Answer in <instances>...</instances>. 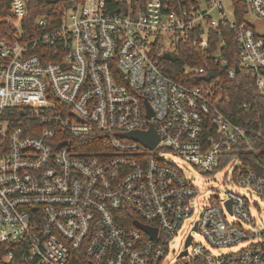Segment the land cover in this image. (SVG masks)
<instances>
[{
  "label": "built area",
  "instance_id": "obj_1",
  "mask_svg": "<svg viewBox=\"0 0 264 264\" xmlns=\"http://www.w3.org/2000/svg\"><path fill=\"white\" fill-rule=\"evenodd\" d=\"M8 1L12 32L0 29L5 260L169 264L195 216L175 264H264V223L250 210L264 200V151L227 110L211 70L186 64V73L213 77L182 83L162 62L179 45H215L228 75H244L264 96V26L247 20L264 22V0H231V12L225 0H67L61 20L39 18L35 35L23 26L28 0ZM226 29L237 44L232 67L222 54ZM151 128L153 149L122 136ZM171 156L205 173L233 164L237 191L204 205Z\"/></svg>",
  "mask_w": 264,
  "mask_h": 264
},
{
  "label": "trees",
  "instance_id": "obj_2",
  "mask_svg": "<svg viewBox=\"0 0 264 264\" xmlns=\"http://www.w3.org/2000/svg\"><path fill=\"white\" fill-rule=\"evenodd\" d=\"M235 5L240 13L247 10L242 3L236 2ZM68 6L67 0H28L29 13L23 23L26 34L35 35L39 33L40 29L37 25L39 18H46L50 25L58 23L62 18L63 9ZM11 18H14V15L10 12L9 1L0 0V29L8 34H11L12 29L6 20ZM222 36L227 41L222 54L229 61L228 67H232L237 59V44L234 34L232 30L226 29ZM220 39V35L212 34V40L218 41ZM214 51H216L215 45L206 51H198L187 45H179L178 51L173 53V59H162V62L171 76L182 83L200 84L205 82L202 75L186 73L183 69L186 64L211 70L217 92L223 98L227 95L229 97L227 110L232 113L237 123L247 129L248 134L254 139L256 147L264 151V96L252 88L250 79L244 75L239 74L231 78L226 68L215 60ZM244 103H247V107L243 106ZM251 160L253 161L254 158L251 157ZM5 255L6 248L0 244V264H17L16 262H7ZM20 264L36 263L25 262Z\"/></svg>",
  "mask_w": 264,
  "mask_h": 264
},
{
  "label": "rangeland",
  "instance_id": "obj_3",
  "mask_svg": "<svg viewBox=\"0 0 264 264\" xmlns=\"http://www.w3.org/2000/svg\"><path fill=\"white\" fill-rule=\"evenodd\" d=\"M228 11L231 12V0H225ZM248 22L258 24L259 27L264 26V22L258 20L252 13L248 14ZM171 159L176 162L177 166L182 169L188 176H191L198 184L201 200L204 205L208 203L211 198H218L223 200L227 197L229 191H237V187L233 182L234 165L230 164L215 172L205 173L198 168H195L191 163L179 156H171ZM238 163V162H236ZM258 197H255V199ZM252 214L255 216L259 225L264 223V200L259 199V207H250ZM195 219V216L185 222V226L178 234L175 245L171 246L170 256L167 258L169 264H175L177 255L180 250V244L184 243V234L187 232L188 225Z\"/></svg>",
  "mask_w": 264,
  "mask_h": 264
},
{
  "label": "water",
  "instance_id": "obj_4",
  "mask_svg": "<svg viewBox=\"0 0 264 264\" xmlns=\"http://www.w3.org/2000/svg\"><path fill=\"white\" fill-rule=\"evenodd\" d=\"M163 58L166 60H171L173 56L170 53H165L163 55ZM236 70L239 71V68L237 67ZM212 77H213L212 73H208L206 76H204V79L209 81L211 80ZM122 136L136 141H140L150 149H153L156 146V144L159 142V136L153 128L149 129L148 131H131V132L123 133ZM228 203L229 205L231 204V202ZM135 224L138 227L142 228L143 230L152 233L153 237H155L157 232L155 228L143 224L138 220H135ZM190 241H191V237L189 238L187 244H189Z\"/></svg>",
  "mask_w": 264,
  "mask_h": 264
}]
</instances>
